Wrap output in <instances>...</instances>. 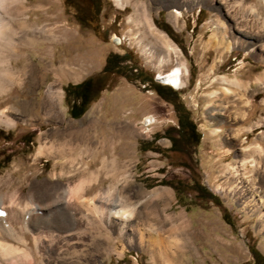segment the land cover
I'll use <instances>...</instances> for the list:
<instances>
[{
	"label": "rangeland",
	"instance_id": "rangeland-1",
	"mask_svg": "<svg viewBox=\"0 0 264 264\" xmlns=\"http://www.w3.org/2000/svg\"><path fill=\"white\" fill-rule=\"evenodd\" d=\"M194 1L95 0L90 10L83 0L27 1L39 6L30 18L62 33L50 47L30 49L32 61L72 64L75 55L81 66L75 78L54 81L50 70L44 80L34 77L31 90L11 87L9 100L0 103L16 108L15 124L0 126V176L11 175L23 191L32 187L36 201L88 178L83 197L108 187L132 209L121 232L115 220L91 225L81 218L77 228L69 222L51 227L39 245L42 260L253 264L250 247L264 257V0ZM133 2L146 3L148 26L130 23ZM46 11L58 17L55 25L41 20ZM109 53L128 60L102 75L104 89L72 117L62 88L101 74ZM175 66L180 88L157 80L158 72ZM141 79L177 93L200 134L195 147L169 149L162 133L176 125L172 106ZM51 85L58 94L54 112L42 108ZM23 100H31L27 120L19 109ZM40 140L48 147L37 154ZM192 182L215 200L190 189ZM63 212L69 215L67 207ZM97 234L109 242L95 245Z\"/></svg>",
	"mask_w": 264,
	"mask_h": 264
},
{
	"label": "bare ground",
	"instance_id": "bare-ground-1",
	"mask_svg": "<svg viewBox=\"0 0 264 264\" xmlns=\"http://www.w3.org/2000/svg\"><path fill=\"white\" fill-rule=\"evenodd\" d=\"M27 1L0 0L1 104L9 100V93L13 85H23L31 90L35 84L34 77L44 80V76L50 70L54 74V81L65 76L75 78L78 76L76 65L78 67L81 66L75 63L77 59L75 55L71 59V61H75L72 64L71 62L68 64L60 62L56 66L47 60V57L45 59L40 57L42 65L32 61L29 54L30 49L43 43L44 45L49 44V46H46L48 48L60 39L62 33L60 30H54L55 26L47 28L40 26L39 17L30 18V13L39 6H28ZM118 1L116 0V4ZM171 1L174 4L195 2L194 0ZM132 8L133 15L129 18L130 23L148 26L150 18L147 16L146 3L133 2ZM172 16L176 19V15L173 14ZM43 17L41 20L54 19L51 21L52 25H55L54 22L58 21L56 15L51 16L47 11ZM162 40L169 49L171 46L170 42L164 36ZM156 78L159 82L170 85L173 88L182 86L179 66H175L168 73L158 72ZM51 87L53 85L46 92V99L42 103V108L44 110L45 107L46 111L54 112L57 107L56 99L58 94ZM30 103L31 100L26 102L23 100L20 103L19 109L22 112L21 117L23 120L31 117L28 109ZM15 109L14 105L9 103L0 107V126L8 128L15 124ZM149 119L147 118L146 122ZM75 134L77 133L75 132ZM68 135L72 136L73 134L70 132ZM47 147L46 141L40 140L37 154H41ZM94 152H97V150ZM88 180L90 181L88 178H83L77 184L69 186V188H58L52 192L51 196H48V192L46 196H43L44 199L41 198L40 201H36L32 187L27 191H23L11 175L0 176V264H52L42 260V254H40L41 252L39 253L42 250H39V245L46 240V237L50 234L51 227H59L60 224L65 222H69L70 226L77 228L78 221L81 218L91 225L96 220L104 224L113 223L115 220L116 223L114 224L118 226L119 232L123 231L129 225V219L132 214L131 207L121 202L108 187L97 191L89 198L83 197L82 190ZM65 207L68 208L69 215L63 212ZM140 234L141 232H139V238ZM108 242V237H100L98 234L93 241L95 245L100 243L107 244Z\"/></svg>",
	"mask_w": 264,
	"mask_h": 264
},
{
	"label": "trees",
	"instance_id": "trees-1",
	"mask_svg": "<svg viewBox=\"0 0 264 264\" xmlns=\"http://www.w3.org/2000/svg\"><path fill=\"white\" fill-rule=\"evenodd\" d=\"M163 28L164 30H168L167 27ZM126 60H128V58L125 54L119 55L117 53H109L105 57V63L101 68V74L96 77L87 76L82 81L75 84L67 83L62 89L64 91V99L68 105L69 114L74 118L82 115L88 108L89 104L95 100L101 90L104 89V82L101 81L102 75L114 68H118L119 63ZM141 80L142 82L149 81L150 88L153 89L162 100L172 106L176 117V125L165 128L162 133V136L170 141L169 149L172 151L185 152L184 149L189 146L195 147L199 142L200 134L198 133L193 120L190 118L188 109H186L182 101L178 98L177 93L165 85L155 83L151 79ZM154 139H156V136ZM29 142L30 140L25 141V143ZM178 185L179 183L171 185L176 194L179 193ZM189 188L195 190L201 197H207L213 201L216 198L206 191L201 183L192 182ZM222 218L226 221L224 214L222 215ZM249 249L253 257V264H264V257L261 253L254 247H250Z\"/></svg>",
	"mask_w": 264,
	"mask_h": 264
},
{
	"label": "flooded vegetation",
	"instance_id": "flooded-vegetation-1",
	"mask_svg": "<svg viewBox=\"0 0 264 264\" xmlns=\"http://www.w3.org/2000/svg\"><path fill=\"white\" fill-rule=\"evenodd\" d=\"M83 1L86 4V7L91 6V7L88 8L89 10H90V8L91 9L96 8L97 4H96L95 0H83Z\"/></svg>",
	"mask_w": 264,
	"mask_h": 264
},
{
	"label": "crops",
	"instance_id": "crops-1",
	"mask_svg": "<svg viewBox=\"0 0 264 264\" xmlns=\"http://www.w3.org/2000/svg\"><path fill=\"white\" fill-rule=\"evenodd\" d=\"M84 78H85V77H84ZM84 78H83V79H84ZM83 79H81L80 81H82ZM80 81H78V82H80ZM78 82H77V83H78ZM72 84H75V83H72Z\"/></svg>",
	"mask_w": 264,
	"mask_h": 264
}]
</instances>
